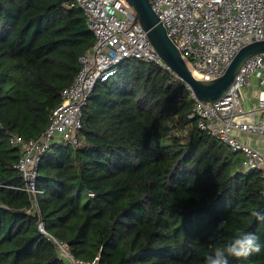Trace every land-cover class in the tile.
Masks as SVG:
<instances>
[{"label": "trees", "instance_id": "trees-1", "mask_svg": "<svg viewBox=\"0 0 264 264\" xmlns=\"http://www.w3.org/2000/svg\"><path fill=\"white\" fill-rule=\"evenodd\" d=\"M71 2L0 0V264H68L48 236L87 264H204L241 231L264 244L258 173L189 118L183 82L136 59L95 85L77 145L60 139L42 154L32 206L10 138L43 133L94 45ZM229 264H264V248Z\"/></svg>", "mask_w": 264, "mask_h": 264}, {"label": "built area", "instance_id": "built-area-1", "mask_svg": "<svg viewBox=\"0 0 264 264\" xmlns=\"http://www.w3.org/2000/svg\"><path fill=\"white\" fill-rule=\"evenodd\" d=\"M148 1L197 80L210 81L222 76L242 47L264 41V0ZM69 7L82 10L86 26L95 38L94 45L89 54L79 59V70L72 83L61 90V103L52 111L43 133L29 140L10 138L20 151L15 167L22 178V189L36 210L41 156L60 139L69 141L73 147L77 145L83 109L96 84L107 82L128 59L154 63L173 74L124 0H72ZM252 79L257 83L258 95L248 109L243 106L242 90ZM189 118L197 120L200 131L239 154L245 174L256 172L264 183V52L243 63L220 100L211 104L195 101ZM250 139L252 144L248 142ZM38 229L45 233L41 223ZM48 239L68 264H87L75 259L65 243L50 236Z\"/></svg>", "mask_w": 264, "mask_h": 264}, {"label": "water", "instance_id": "water-1", "mask_svg": "<svg viewBox=\"0 0 264 264\" xmlns=\"http://www.w3.org/2000/svg\"><path fill=\"white\" fill-rule=\"evenodd\" d=\"M134 13V20L146 32L147 38L168 69L190 90L195 101L211 104L220 100L232 85L243 63L251 56L264 52V41L242 47L224 74L210 81L195 79L181 54L168 38L163 25L153 12L148 0H124Z\"/></svg>", "mask_w": 264, "mask_h": 264}, {"label": "clouds", "instance_id": "clouds-1", "mask_svg": "<svg viewBox=\"0 0 264 264\" xmlns=\"http://www.w3.org/2000/svg\"><path fill=\"white\" fill-rule=\"evenodd\" d=\"M252 216L258 221H264V213L256 210ZM225 221L217 224V230L224 228ZM264 244L261 238L253 232H238L230 240L216 246L214 252L205 257L204 264H229L230 257L247 258L254 253H260Z\"/></svg>", "mask_w": 264, "mask_h": 264}, {"label": "crops", "instance_id": "crops-1", "mask_svg": "<svg viewBox=\"0 0 264 264\" xmlns=\"http://www.w3.org/2000/svg\"><path fill=\"white\" fill-rule=\"evenodd\" d=\"M252 82V83H251ZM250 84L246 87L243 88L242 90V96H243V106L245 108H251L253 107L255 101H256V96L258 95V86L256 81L252 79ZM59 141V140H57ZM56 142V141H55ZM250 144L253 143V139L248 140ZM256 144V142H254Z\"/></svg>", "mask_w": 264, "mask_h": 264}, {"label": "rangeland", "instance_id": "rangeland-1", "mask_svg": "<svg viewBox=\"0 0 264 264\" xmlns=\"http://www.w3.org/2000/svg\"><path fill=\"white\" fill-rule=\"evenodd\" d=\"M252 81V80H251ZM252 83V82H251ZM65 262V261H64Z\"/></svg>", "mask_w": 264, "mask_h": 264}]
</instances>
